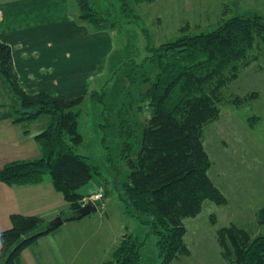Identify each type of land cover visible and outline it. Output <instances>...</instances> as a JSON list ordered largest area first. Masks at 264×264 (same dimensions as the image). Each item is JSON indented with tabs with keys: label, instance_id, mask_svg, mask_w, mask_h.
Masks as SVG:
<instances>
[{
	"label": "trees",
	"instance_id": "obj_1",
	"mask_svg": "<svg viewBox=\"0 0 264 264\" xmlns=\"http://www.w3.org/2000/svg\"><path fill=\"white\" fill-rule=\"evenodd\" d=\"M115 1L124 13H131L133 3L151 0ZM73 2L79 19L97 31H113L120 25L114 14L111 17L100 11L95 0ZM257 43L264 44V13H237L210 29L182 34L159 45L148 44L144 61L126 74L132 78L131 84L137 85L138 81L137 102L146 104L151 115L145 123L138 118L133 120L136 113L132 99H127L120 109V157L125 161L127 174L123 180L115 179L112 185L123 212L149 230L143 237L125 233L113 258L104 264H141L142 249L152 235L158 239L159 264H171L178 256L189 254L185 220L198 216L206 201L227 203L225 194L209 174L212 160L204 144V130L220 118L223 103L238 105L258 96L253 91L244 98L225 101L222 97V89L257 59L253 56ZM149 66L153 74L148 73ZM0 75L13 93L10 104H0V109L6 110L1 116L11 117L14 122L42 114L50 117L47 128L36 135L42 156L6 164L0 170V181L39 183L45 174H50L54 188L63 193L73 212L81 207L82 199L75 191L90 180L101 186L106 199L110 180L101 165L76 150L83 136L75 108L85 94L67 98L49 92H26L14 70L11 47L1 40ZM144 82L148 83L145 91L140 87ZM97 94L91 92V96ZM138 109L143 111L142 105ZM133 125L142 128L138 148L130 140ZM101 205L99 202V208ZM76 218L79 217L64 220ZM43 223L40 216L12 215V227L0 232L4 264H15L25 248L54 229H43ZM257 224L262 230L256 235L235 224L218 230V240L229 264H264V206L258 210Z\"/></svg>",
	"mask_w": 264,
	"mask_h": 264
},
{
	"label": "rangeland",
	"instance_id": "obj_2",
	"mask_svg": "<svg viewBox=\"0 0 264 264\" xmlns=\"http://www.w3.org/2000/svg\"><path fill=\"white\" fill-rule=\"evenodd\" d=\"M95 1L100 11L111 17L115 15L120 25L109 31L111 50L104 58L105 64L101 63V67L98 65L95 71L87 75L89 78L86 81H91V84L85 89L84 100L75 108L79 112L78 128L83 136L76 150L101 165L110 180V193L100 201V211H104L106 203L105 210L110 217L105 224V256L108 261L113 258L122 233L143 237L149 230L148 226L123 213L121 200L112 185L115 179L123 180L127 174L125 161L120 157V109L127 99H132L136 113L133 120L138 118L145 123L151 115V109L146 104L137 102L138 81L137 85L131 84L133 80L126 74L134 69V65L144 61L148 44L159 45L182 34L210 29L233 14L250 11L264 13V0H151L133 3L131 13H124L115 0ZM90 28L93 29L91 25ZM253 56L257 59L222 89V97L225 101L235 97L244 98L253 91L258 96L238 105L223 103L220 118L204 130V144L212 160L209 174L225 194L227 203L217 205L206 201L198 216L185 220V242L189 254L178 256L171 264H229L218 240V230L231 224L253 235L262 230L257 224V214L264 206L263 43H257ZM150 68L148 73L153 74L154 70ZM132 76H135V71ZM140 87L145 91L148 83H140ZM93 91L98 94L91 96ZM0 94V104L12 102V90L1 75ZM139 105H142L143 111H139ZM43 119L39 120L40 123ZM133 128L130 140L138 148L142 128L137 125H133ZM45 177L51 179L50 174H45ZM69 213L65 211L64 216ZM212 215H215L214 221ZM157 240L155 235L149 236L142 249L141 264L160 263Z\"/></svg>",
	"mask_w": 264,
	"mask_h": 264
},
{
	"label": "crops",
	"instance_id": "obj_3",
	"mask_svg": "<svg viewBox=\"0 0 264 264\" xmlns=\"http://www.w3.org/2000/svg\"><path fill=\"white\" fill-rule=\"evenodd\" d=\"M73 1L0 0V40L11 47L13 67L26 92L67 98L86 94L91 84L87 75L105 64L111 50L109 31L91 29L81 21ZM5 112L0 109V170L13 161L40 158L42 148L36 135L50 121L49 115L42 114L14 122L1 116ZM41 118L45 119L40 123ZM106 205L104 211L99 208L64 220L74 212L63 193L54 188L52 177L44 175L41 182L29 184L0 181V232L12 227L13 214L40 216L43 229H54L25 248L15 264H104L105 224L110 220ZM67 210L70 213L64 216ZM58 216L63 222L51 226ZM5 259L0 256V264Z\"/></svg>",
	"mask_w": 264,
	"mask_h": 264
},
{
	"label": "water",
	"instance_id": "obj_4",
	"mask_svg": "<svg viewBox=\"0 0 264 264\" xmlns=\"http://www.w3.org/2000/svg\"><path fill=\"white\" fill-rule=\"evenodd\" d=\"M101 186L93 180H90L88 183L79 187L75 193L82 198H89L94 195L101 193ZM99 209L98 204L92 199H87L84 205L72 214V217H83L90 213L97 212ZM63 222V218L61 216L56 217L51 221V226H57Z\"/></svg>",
	"mask_w": 264,
	"mask_h": 264
},
{
	"label": "built area",
	"instance_id": "obj_5",
	"mask_svg": "<svg viewBox=\"0 0 264 264\" xmlns=\"http://www.w3.org/2000/svg\"><path fill=\"white\" fill-rule=\"evenodd\" d=\"M102 197H103V193L101 191V193L94 195L92 197L82 198L81 199V205H84L87 199H92L93 201H95L98 204L102 200Z\"/></svg>",
	"mask_w": 264,
	"mask_h": 264
}]
</instances>
